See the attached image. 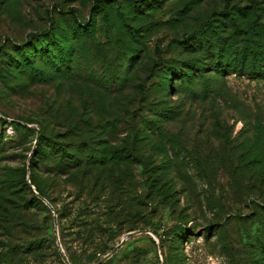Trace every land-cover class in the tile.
Segmentation results:
<instances>
[{"label":"rangeland","instance_id":"rangeland-1","mask_svg":"<svg viewBox=\"0 0 264 264\" xmlns=\"http://www.w3.org/2000/svg\"><path fill=\"white\" fill-rule=\"evenodd\" d=\"M245 7L0 0V264H264V82L169 70Z\"/></svg>","mask_w":264,"mask_h":264},{"label":"trees","instance_id":"trees-1","mask_svg":"<svg viewBox=\"0 0 264 264\" xmlns=\"http://www.w3.org/2000/svg\"><path fill=\"white\" fill-rule=\"evenodd\" d=\"M261 10L260 7L250 9L245 7L238 10L234 9L233 12L224 14L226 20L223 24L225 28L207 30L203 36L199 37V42L196 41L191 46L196 53L201 52L206 55V58L191 60L185 63L184 69L181 67H169L170 75L176 81H180L182 86H193L199 81L206 82L210 80L209 74H213V77L223 80L235 75L252 82H264V24L258 19L261 16ZM74 32L76 34L77 30ZM85 32L91 33L87 29H85ZM85 32H78L77 35L82 36ZM49 35L53 36L55 33L50 31L48 34L44 33L43 36L48 38ZM56 45L60 46L62 50L65 48L62 39L56 41ZM197 45H199V49H197ZM62 59V70L70 69L71 59H67L64 51ZM231 101L237 106V109L242 107L238 99L231 98ZM247 113L248 119H251L249 124L255 122L254 125L258 126L255 138L262 140L264 143V114L258 108V114H256L258 117L253 120V116L249 112ZM45 146L65 160L71 156V154L66 152L67 150L63 145L56 144L52 140L46 142ZM31 183L36 187L41 198L47 199L36 182L32 180ZM33 196L37 203L44 206V203L35 194ZM15 251L17 254V250L12 248L7 254H2L3 252H1L0 256L5 257V259L9 258V260L13 259L16 255ZM71 262L76 264L73 259Z\"/></svg>","mask_w":264,"mask_h":264},{"label":"water","instance_id":"water-1","mask_svg":"<svg viewBox=\"0 0 264 264\" xmlns=\"http://www.w3.org/2000/svg\"><path fill=\"white\" fill-rule=\"evenodd\" d=\"M132 235H133V234H129V235L123 240V242H124L126 239H128L130 236H132ZM119 247H121V245H120V246H117L115 250H117ZM115 250H114V251H115ZM114 251L111 252V253H109V254H107V256H106L103 260H101L98 264L104 263V262H106L107 260H109V259L113 256ZM61 252H62V254H63L64 261L68 264V260H67V258H66V255L64 254V250L62 249V247H61Z\"/></svg>","mask_w":264,"mask_h":264}]
</instances>
